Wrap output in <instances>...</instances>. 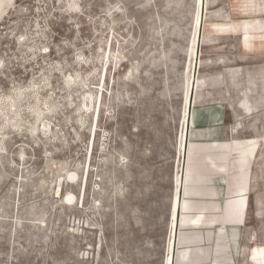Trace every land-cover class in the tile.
Wrapping results in <instances>:
<instances>
[{
  "label": "rangeland",
  "instance_id": "obj_1",
  "mask_svg": "<svg viewBox=\"0 0 264 264\" xmlns=\"http://www.w3.org/2000/svg\"><path fill=\"white\" fill-rule=\"evenodd\" d=\"M4 9L0 264H173L185 174L180 259L238 207L264 245V0Z\"/></svg>",
  "mask_w": 264,
  "mask_h": 264
},
{
  "label": "crops",
  "instance_id": "obj_2",
  "mask_svg": "<svg viewBox=\"0 0 264 264\" xmlns=\"http://www.w3.org/2000/svg\"><path fill=\"white\" fill-rule=\"evenodd\" d=\"M214 142H218V140H214ZM215 167L216 169L213 172L212 177L216 180V182L213 184V187L216 191L224 193L228 192L230 189H235L242 186L239 181L229 180L230 178L228 179V182H223L222 179L227 174L222 168L219 167V163ZM232 174L236 173L233 172ZM185 185L186 174L185 179L181 184L180 195L176 209L177 212L175 230L173 231L172 246L173 264L175 255V264H264V245L252 243L255 236L254 234H245V213L242 207L236 208L231 217L226 216L223 212H221L220 216H224V221L221 220L212 226L211 229L215 228V231L211 230L210 234L205 232L202 233L205 240V243L202 244L204 246L203 252L192 249L188 259H180L179 255H177L175 252V241L179 233L178 219H180L181 225L183 217V201L186 190ZM216 203L219 204L221 211H223L225 207V201L222 199H217ZM190 238H192L191 235ZM177 239L179 244V236ZM207 239L208 242H206ZM178 247L179 246H177V248Z\"/></svg>",
  "mask_w": 264,
  "mask_h": 264
},
{
  "label": "water",
  "instance_id": "obj_3",
  "mask_svg": "<svg viewBox=\"0 0 264 264\" xmlns=\"http://www.w3.org/2000/svg\"><path fill=\"white\" fill-rule=\"evenodd\" d=\"M188 137H189V134H188ZM189 139V138H188ZM186 157H187V155H186ZM184 173H185V170H184ZM181 198H182V194H181ZM180 211H181V208H180ZM180 228V219H178V229ZM178 236L176 237V241H175V252H176V248H177V246L179 245L178 244ZM174 264H175V256H174Z\"/></svg>",
  "mask_w": 264,
  "mask_h": 264
},
{
  "label": "bare ground",
  "instance_id": "obj_4",
  "mask_svg": "<svg viewBox=\"0 0 264 264\" xmlns=\"http://www.w3.org/2000/svg\"><path fill=\"white\" fill-rule=\"evenodd\" d=\"M4 3H5V0H0V19H1L2 15L4 14V12L6 11L4 9Z\"/></svg>",
  "mask_w": 264,
  "mask_h": 264
}]
</instances>
